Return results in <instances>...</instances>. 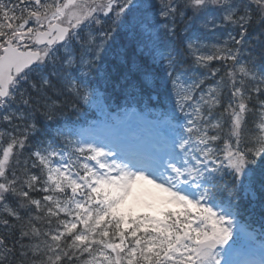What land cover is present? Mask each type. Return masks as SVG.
<instances>
[{"label": "snow or ice", "instance_id": "6c2138e0", "mask_svg": "<svg viewBox=\"0 0 264 264\" xmlns=\"http://www.w3.org/2000/svg\"><path fill=\"white\" fill-rule=\"evenodd\" d=\"M0 264H264V0H0Z\"/></svg>", "mask_w": 264, "mask_h": 264}, {"label": "trees", "instance_id": "16d2710c", "mask_svg": "<svg viewBox=\"0 0 264 264\" xmlns=\"http://www.w3.org/2000/svg\"><path fill=\"white\" fill-rule=\"evenodd\" d=\"M84 109L81 110V113H83ZM65 118L68 119H73V120H78V119H83L84 116L82 114H78L74 111H72L71 109L66 110L65 116L61 117L62 120H64ZM60 119V122H61Z\"/></svg>", "mask_w": 264, "mask_h": 264}, {"label": "rangeland", "instance_id": "374dc122", "mask_svg": "<svg viewBox=\"0 0 264 264\" xmlns=\"http://www.w3.org/2000/svg\"><path fill=\"white\" fill-rule=\"evenodd\" d=\"M137 211H142L141 209H138Z\"/></svg>", "mask_w": 264, "mask_h": 264}]
</instances>
